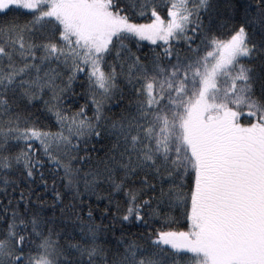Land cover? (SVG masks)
Segmentation results:
<instances>
[{"label": "trees", "instance_id": "obj_1", "mask_svg": "<svg viewBox=\"0 0 264 264\" xmlns=\"http://www.w3.org/2000/svg\"><path fill=\"white\" fill-rule=\"evenodd\" d=\"M97 1L126 25L91 55L43 3L0 0V264H264V119L227 115L190 169L155 122L160 78L234 38L264 112V0ZM219 197L240 230L213 247L191 231Z\"/></svg>", "mask_w": 264, "mask_h": 264}, {"label": "rangeland", "instance_id": "obj_2", "mask_svg": "<svg viewBox=\"0 0 264 264\" xmlns=\"http://www.w3.org/2000/svg\"><path fill=\"white\" fill-rule=\"evenodd\" d=\"M18 1L32 8L37 3H43L47 13L58 19L65 39L86 54L100 53L104 49L100 47L114 35V31L126 25L97 0ZM152 29H141L139 33L148 36ZM151 35L158 37L153 32ZM246 55L247 49L242 39L234 38L215 44L206 56L190 68H177L160 78L158 90L164 89L165 95L155 122L158 123V131H163L161 139L175 148V153L179 152L189 169L201 165L212 149V157L219 152L214 151L221 142L220 131L228 121L227 115L231 114L233 118L237 116L235 112L243 111L257 113L264 119V112L248 95L245 69L236 65V60ZM228 59L233 63L228 64ZM234 129L227 135L231 134L236 139L238 135ZM259 142L264 148V134ZM178 145L182 150L178 149ZM226 200V197H219V203H215L206 199V205H203L191 231L205 236L213 247L222 246L223 243L231 245L240 230L236 226L240 218L238 204L231 205L226 213L222 210L226 208ZM230 215L236 219L234 228Z\"/></svg>", "mask_w": 264, "mask_h": 264}]
</instances>
